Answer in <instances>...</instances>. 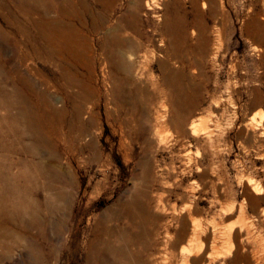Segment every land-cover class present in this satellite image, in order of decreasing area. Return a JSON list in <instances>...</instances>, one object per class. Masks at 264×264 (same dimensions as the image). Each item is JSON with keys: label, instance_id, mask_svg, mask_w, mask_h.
Here are the masks:
<instances>
[{"label": "rangeland", "instance_id": "1", "mask_svg": "<svg viewBox=\"0 0 264 264\" xmlns=\"http://www.w3.org/2000/svg\"><path fill=\"white\" fill-rule=\"evenodd\" d=\"M60 1L63 13L51 11L50 19L78 37L72 56L61 51L52 58L22 11L0 0V27L9 33L0 35V229L22 237L7 240V251L0 247V264H41L48 247L54 256L44 264H87L99 219L133 201L141 186L173 191L164 203L191 207L192 219L204 225L241 227L228 261L264 264V0ZM131 15L140 45L132 58L125 49L113 78L109 64L101 71L98 40ZM172 19L190 44L176 51L164 27ZM123 34L134 37L129 28ZM198 40L204 47L196 48ZM164 69L175 76L171 88ZM177 98L188 103L183 118L174 111ZM20 113L31 122L27 131ZM88 142L93 150L84 148ZM52 168L69 182H51L45 173H57ZM63 190L69 211L57 216L63 227L57 235L48 228L45 242L36 225L24 227L28 209L48 217L45 200ZM19 207L20 216L8 220ZM128 222L122 216L106 225L128 228ZM118 240L103 234L98 249L109 241L119 247ZM222 241L198 261L184 255L172 264L185 257L186 264H218ZM164 256L158 251L157 260Z\"/></svg>", "mask_w": 264, "mask_h": 264}, {"label": "bare ground", "instance_id": "2", "mask_svg": "<svg viewBox=\"0 0 264 264\" xmlns=\"http://www.w3.org/2000/svg\"><path fill=\"white\" fill-rule=\"evenodd\" d=\"M11 1L18 7L20 11H22L25 17V21L27 22L28 25H30L31 29H33V33H35V36H37V38L39 39V43L42 46V49L46 51L50 57L54 58L55 56H60L61 51H64L68 55L72 56L74 49L76 48V40L78 36H76V33L74 34L73 31L68 28L65 29L64 27H62L65 30L61 29V27L57 24L59 22H57L56 20H51L49 16L51 11H55L59 14L63 13L64 8L61 7V2L63 1L60 0H11ZM106 2L108 3V0H105L104 4H106ZM111 2L112 1H110L109 3ZM101 3H103V1ZM146 8L151 9L149 4H146ZM30 15H35V16L37 15L39 18L38 20H30L29 18H27ZM91 21L93 20L91 19ZM90 24L93 23L90 22ZM176 25H177V20L172 19V22L170 24L168 23L167 27L164 26L166 28V32L169 33L170 49H173L175 51L181 48L184 43L185 45L188 46L190 45L189 43H187L188 37L186 36L187 35L186 30H182L181 28L180 29L176 28ZM128 28L134 32V37L129 38L125 34L122 35V32H124L125 29ZM109 29L106 32H104V34H101V36L103 35L102 38L98 37L99 40L97 39L98 43L101 41L98 44L97 50L101 52L102 55H104V58L102 60L103 62L102 64L100 63L99 65L100 67L104 65L103 67H101L102 68L101 71L105 72L104 70L106 68V64H109L111 76L113 78L116 77L118 78L119 71L121 68L118 62L119 60H122L124 58L123 52H125V49H127L130 52V58H132L135 55V51L137 47L140 45L138 39L137 38L135 39V36L137 35V31H138V25L136 24L135 17L131 15L130 17H128V19H124V20L120 19L116 21L115 24L111 26L109 25ZM7 34L9 33L0 27V35L2 37H6ZM255 36L256 38L262 37L259 31L256 33ZM198 42L199 44L197 43L195 45L196 48L204 47L202 43L200 44L199 40ZM91 49L92 51L90 52L92 53V57L98 59L100 55H95L94 53L95 50L93 49L92 45H91ZM163 65L164 64H162V67H165ZM164 72H165L164 84H166L167 87L170 88L173 87L175 76H173L171 72L165 71V69ZM102 75L103 78L105 79L103 73ZM177 99H178L177 100L178 103H180V106L177 109L175 108L174 111L177 112L178 117H180V115H182L188 103L187 101L184 102L179 98ZM25 117L26 116L25 115L23 116V114L21 113L18 115L21 124L23 125L24 123L25 129L26 128L29 129L30 128L29 123L31 122L27 121ZM26 131L24 133L25 135H26ZM94 146L95 145L93 144V142H88L84 145V148L88 150H93ZM55 168L52 169H54L55 172H57ZM49 171L52 170L49 169ZM60 171L54 174L46 172L45 176L51 182L55 180H65L69 182L68 178H66V176ZM247 187L249 186H246V188ZM140 188L136 192L134 191L136 194L133 201L127 204L119 203L120 204L119 210L114 209V207L108 208L105 216H102L101 219H99L93 232L94 234L93 238L90 241L89 250L87 251L86 254L87 264H172V262L177 261L179 257H182L183 259L184 255L187 256L192 255V257L194 256V258H191L192 260L191 259L190 260L195 262L198 261L197 257L203 254L202 252L206 251L209 247L215 249L217 246V245L215 246V242L219 238L221 240H224L222 242H224L226 246L225 245L222 246V248H225V251L222 252L223 254H220L222 256L220 255L217 256L216 262L218 264H233V261L232 262L228 261V257L231 255L232 251H234L233 248H235L233 243V241L235 240L232 241V238L233 237L235 238L241 234L242 232L241 227H238L240 229L237 230L238 228L236 226H235L236 228L233 227V225L230 226L229 228L225 226V228L227 229L224 228L222 229V231H220L217 229L215 224L204 225L201 222H197L192 219L193 217L191 213L193 210L191 209V207L184 206L182 208H179L176 204L170 205L168 203L167 204L164 203L165 195L167 194L168 196H170V194L173 193V191H162V192L154 193V192H149L143 188L142 189ZM254 191L253 193H255ZM50 195L52 197L47 198L44 202V209L47 212L48 217L41 218L36 209H28L27 215L29 216V221H28L29 223L24 224L25 228H30L33 224L36 225L39 229L38 236L40 237L41 240H44L45 242H49L47 238L48 228L50 229L53 228L55 230V234L60 232V230L63 227L64 220L59 217L60 215L67 213L70 207V196L66 194L65 191L52 192V194ZM178 195L179 194H176V196ZM13 211L14 212H11V214L10 213L8 214V220L14 221L12 217H14L15 215L20 216V207L16 208ZM2 215H3L2 210H0V219H2L1 218ZM162 215L165 217H163ZM122 216H125L128 219L129 221L128 228L127 227L118 228L117 226L114 225L113 226L106 225V222L108 223L112 222L114 219L117 220ZM166 216L169 217L167 218ZM54 217H57L55 221H53ZM103 234H107V236L118 237L119 239L118 241H120L122 245L121 246L118 245L119 247H115L109 241L107 242V245H104L102 250L98 249L99 246L98 237L102 236ZM247 234L249 235V233ZM21 238L22 237L19 235V233L15 231H10L9 229L8 230L0 229V247L4 251L9 250V246H8L9 244L5 243L7 240H14L15 242L19 243L21 241ZM51 250L52 248L48 247V249L44 252L42 260L40 259L41 264H44V261L46 260V259L44 260L45 256L46 257L54 256V251ZM158 251H163L165 254V256L161 259V261L157 260ZM109 257L112 260H109ZM202 257H204V255ZM185 259L186 257L184 258L181 264H186Z\"/></svg>", "mask_w": 264, "mask_h": 264}, {"label": "crops", "instance_id": "3", "mask_svg": "<svg viewBox=\"0 0 264 264\" xmlns=\"http://www.w3.org/2000/svg\"><path fill=\"white\" fill-rule=\"evenodd\" d=\"M195 4H196V2L195 1H193Z\"/></svg>", "mask_w": 264, "mask_h": 264}]
</instances>
